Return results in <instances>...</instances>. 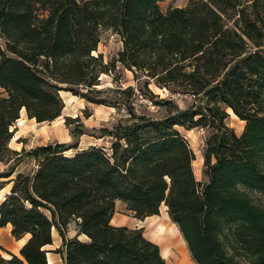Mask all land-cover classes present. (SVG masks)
<instances>
[{"label": "trees", "instance_id": "16d2710c", "mask_svg": "<svg viewBox=\"0 0 264 264\" xmlns=\"http://www.w3.org/2000/svg\"><path fill=\"white\" fill-rule=\"evenodd\" d=\"M158 1L0 0V87L6 91L0 161L18 153L9 141L20 110L37 122L51 121L64 107L60 90L96 104H123L129 114L126 124L114 127L108 149L91 145L71 155L63 145L33 150L37 169L17 173L0 201V227L10 223L15 239L29 237L19 255L0 254V264H48L44 247L52 244L54 228L62 243L51 252L64 264H166L141 228L110 223L116 200L137 218L159 214L165 204L196 264H264V54L247 50V40L261 45L264 1L250 6L255 13L261 8L262 17L239 8L241 32L222 17L238 0H190L167 12ZM100 28L121 38L109 62L94 53ZM117 63L145 77L146 88L150 80L174 86L201 95L205 107L154 118L131 109L130 86L115 89L124 98L100 97L98 78ZM218 103L245 121L239 136L225 125L227 113ZM215 122L201 182L193 151L175 126ZM73 219L87 240L66 237Z\"/></svg>", "mask_w": 264, "mask_h": 264}, {"label": "rangeland", "instance_id": "374dc122", "mask_svg": "<svg viewBox=\"0 0 264 264\" xmlns=\"http://www.w3.org/2000/svg\"><path fill=\"white\" fill-rule=\"evenodd\" d=\"M263 1L264 0H261L260 2ZM189 2L190 0H159L158 5L163 12H167L174 7H186ZM253 2L254 0H238V6L228 10L222 15L224 24L227 27L235 28L241 32L243 24L240 21L239 8H243L250 16L259 14V16L262 17L261 8L256 11L257 13L253 12L254 9L250 7ZM41 13L42 11H39V14ZM259 30L262 34L261 45L255 46L252 41L247 40V50L252 51L257 49L261 50V53L264 54V29ZM0 44L4 47L1 38ZM121 47V38L117 33L113 32L111 29L100 28L99 43L94 53H102L104 62H109L116 58L117 52ZM144 78L145 77H142L139 72L133 73L130 69L117 63L115 71L113 70L110 73L100 74L98 78L100 79V84L96 87L102 91L99 93V96L108 100L124 98L122 94L114 92L115 89L122 90L129 86L132 87L133 91L130 98V106L137 115L147 114L154 118H160L175 109L183 110L189 108L197 109L200 106L203 108L205 107L206 102L201 98V95L183 93L181 91L178 92L176 91L177 88L174 86L160 87L154 84L152 80H150L147 87L152 92L150 93L144 85ZM59 94L63 100L64 107L61 111V115L57 118L44 122H37L33 118L35 121H33L31 125H28L27 121H25V119H20L21 116L19 115V118L11 125L10 130L13 132L9 141V147L12 145V147H17L19 150H17L18 153L13 155L11 159L0 161L2 163L11 161V164L7 167H0V173L7 172L12 168L14 169L17 164L22 163L24 169L21 172L32 174L37 169L38 164L37 160L34 159V155L31 153L40 146L63 145L66 148V150H64L65 155H71L91 145L102 146L108 149L110 141L112 140L111 132L114 127L119 123H127L129 114L123 104H120L118 108H116L88 102L84 98L75 96L66 90H60ZM5 95L6 91L4 88L0 87V97ZM156 101L157 104H155ZM218 106L227 113L224 119L227 128L232 129L234 133L239 136L242 133L245 121L240 119L230 107L222 103H218ZM195 118H197V116ZM214 125H216V122L206 126H196L191 129H186L178 125L175 126L181 135L188 141L193 151V171L196 179L201 182H206L207 180V177L203 174V169H205L203 153L206 149L207 140L216 132V127ZM74 146L77 147L74 148ZM213 161L214 159L212 158L211 162ZM3 180L4 179H0L2 185ZM2 199L3 196L0 195V201ZM164 207H166L165 204H162L161 208L164 209ZM76 225L75 219L70 220L67 224L66 232H72L73 229H76ZM53 231L55 237H57V230L54 228ZM27 236H29V234H27ZM14 240L15 238L12 236V241ZM61 243L58 242L56 245L51 246L49 251L59 248ZM0 254L4 258H10L6 250L0 249ZM16 254L19 255V250L16 251ZM53 255L59 258L60 253L53 252ZM58 262L60 264L59 259Z\"/></svg>", "mask_w": 264, "mask_h": 264}, {"label": "crops", "instance_id": "0c3cea01", "mask_svg": "<svg viewBox=\"0 0 264 264\" xmlns=\"http://www.w3.org/2000/svg\"><path fill=\"white\" fill-rule=\"evenodd\" d=\"M20 116V119H25L28 125H31V123L35 121L33 118L27 117L24 108H22ZM10 148L16 151L19 150V148L12 147V145H10ZM10 164L11 161H8L6 163L0 162V167H7ZM23 169L24 168L22 167V163H19L16 165V167L14 168V172L10 176L0 178L4 179L3 185L0 189L1 196L4 197L7 193H9V190L11 189L13 183L12 179L18 172L23 171ZM75 222L77 224L78 220L75 219ZM110 223L115 226L141 228L144 237L158 244L160 253L164 258L166 264H196L190 256L187 245L177 225L169 218L167 207H164V209L160 207L159 214L146 216L144 218H137L133 216L131 211L126 209L125 203L120 200H116L115 212L110 220ZM160 226L162 228H160ZM11 228L12 226L10 223H7L5 226L0 227V248L6 250V253L8 251L16 254V251L21 248V246L29 236H27L26 234L22 238L12 241ZM75 236H77V238L80 240H87L86 235L82 233L78 234L77 225L76 229H73L72 232H66V237L68 238H72ZM58 242H62L61 237L59 236V234L57 235V237H55L54 231H52V244H48L44 247V249L48 250V252L46 253L47 262L48 259H50L52 260V264H59V259L60 264H64L61 255L59 256V258H56L53 255V252L49 251L51 249L50 247L56 245V243Z\"/></svg>", "mask_w": 264, "mask_h": 264}, {"label": "bare ground", "instance_id": "6f19581e", "mask_svg": "<svg viewBox=\"0 0 264 264\" xmlns=\"http://www.w3.org/2000/svg\"><path fill=\"white\" fill-rule=\"evenodd\" d=\"M160 228L162 227L160 226ZM48 264H52V260L48 259Z\"/></svg>", "mask_w": 264, "mask_h": 264}]
</instances>
